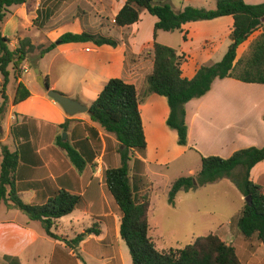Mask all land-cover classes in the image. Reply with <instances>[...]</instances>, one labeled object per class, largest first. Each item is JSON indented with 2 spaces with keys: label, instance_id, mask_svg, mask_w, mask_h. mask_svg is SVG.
Returning <instances> with one entry per match:
<instances>
[{
  "label": "trees",
  "instance_id": "16d2710c",
  "mask_svg": "<svg viewBox=\"0 0 264 264\" xmlns=\"http://www.w3.org/2000/svg\"><path fill=\"white\" fill-rule=\"evenodd\" d=\"M29 0H0V24L10 14V9L20 7ZM170 0H126L121 10L115 15L113 25L121 29L137 24L140 15L146 11L155 17L153 28L152 72L144 81V97L140 98L135 86L121 79H110L104 85L96 100L89 107L90 120L99 128L115 138L118 143L116 153L119 165L108 168L104 173L106 188L119 212V238L129 252L132 264H239L233 246L218 236L207 235L197 238L193 244L183 249L159 251L149 234L148 213L150 199L148 193L137 197L139 189H148L149 183L144 174L130 177V164L144 168V163L137 156L144 158L146 140L143 131L139 106L151 95L163 97L167 101L169 114L166 126L177 135V145L188 144L185 106L192 100L204 97L215 80L234 79L245 84L264 85V3L246 4L244 0H216V7L207 10L197 7H184L174 11ZM221 17L233 18V29L229 35L231 44L220 62L210 66L200 64V55L178 53L175 49L159 44L156 41L159 31L174 33L181 31L188 23L212 21ZM259 32L258 37L250 44L247 57L239 58V50L246 42ZM60 44L92 43L96 46L116 48L120 41L102 34L82 32L65 33L58 40ZM10 40L0 32V74L3 77V89L10 72L8 66L21 78L22 64L27 60L29 50L33 48L28 41H21L18 47L11 49ZM51 43L39 53V59L55 49ZM206 47H203L204 51ZM195 64L198 68L192 77L184 75L183 66ZM31 68H36L31 63ZM48 84L47 79H45ZM30 96L22 83H18L12 100L17 105ZM0 123L3 117L6 95L2 96ZM69 121L60 126L67 131ZM87 135L77 144L62 142L61 136L56 139L57 146L64 151L71 165L82 173L88 164L93 163V147L100 143L95 128L86 127ZM14 134V133H13ZM2 163L0 167V205L23 213L29 221L39 222L47 237L59 241L78 258L79 248L88 237H99L101 229L93 224L72 239L60 236L55 232L57 222L71 215L81 203L79 195L65 190L56 191L42 205L24 203L19 197L15 184V171L19 164V153L11 152L1 145ZM264 163V147H250L234 152L229 158L217 156L201 157V165L195 176L180 177L174 181L168 192V203L174 205L179 192L194 191L222 179H229L244 198H250L251 204L243 206L236 221L239 234L246 240L256 237L264 248V192L250 180L251 170ZM144 171V169H143ZM133 181V183H132ZM9 264H18L12 258H5ZM15 262V263H13Z\"/></svg>",
  "mask_w": 264,
  "mask_h": 264
},
{
  "label": "crops",
  "instance_id": "0c3cea01",
  "mask_svg": "<svg viewBox=\"0 0 264 264\" xmlns=\"http://www.w3.org/2000/svg\"><path fill=\"white\" fill-rule=\"evenodd\" d=\"M125 1H29L32 3L30 12L35 13V20L40 18V27L45 30L48 26L49 31L45 33V39L50 43L57 42L58 38L65 33L80 34L88 30L120 41L116 48L107 45L96 46L92 43L56 45L55 49L41 58L43 61L46 57H51L48 68L45 71L39 68L40 74L48 81L49 90L63 94L88 109L110 79H121L131 83L138 93L139 84H144L146 76L152 72L153 28L157 19L143 11L137 24L115 32L112 24L115 15L121 10ZM244 1L249 5L259 4L255 0ZM29 2L15 8L23 9L28 6ZM80 9L84 11L82 17L76 15ZM87 10L96 14L97 26H94V22V25L82 23V20L86 19ZM112 12L114 15L109 20L108 15ZM143 20H146L149 25V31L145 34L147 36L144 40L141 39L144 35L141 28ZM107 21L111 22L109 24L111 28ZM49 23L52 25L49 26ZM232 29V17L188 23L182 27L181 31H177L180 35V42L175 50L179 54H199L202 65L203 58L215 51L217 43L230 39ZM124 32L128 34L126 41L122 37ZM159 32L157 42L161 35ZM2 35L5 36L3 33ZM229 46L228 42L222 56L225 55ZM203 47H206V50L202 51ZM55 66L58 67L57 72H54ZM197 68L195 64L184 65V75L192 77ZM18 83L24 85L30 96L25 101L13 105L15 90L11 96L9 95L10 107L4 119L5 122L2 121L5 126L0 144L6 146L11 152L19 153L20 160L14 174L19 197L27 204L42 205L56 191L65 190L81 197L80 206L83 203L88 204L89 207L90 204H95L100 199V187L92 185L93 179H87L85 171L87 167L79 173L71 165L64 151L57 146L56 139L60 136V126L66 121H69L66 134L68 138L71 137L72 145L86 137V127L97 129L98 125L90 120L89 114L66 115L58 104L47 97V92L40 88L33 71L31 74H24ZM139 110L146 150L144 158L139 156L137 158L144 163L143 169L147 171V165L157 162L149 155V149L150 144H153V149L156 145H160L156 143V140L158 142L160 140L155 127L158 121L162 125V130L176 139V142L177 135L174 131L165 128L169 114L165 98L151 95L142 101ZM185 111L188 146L182 149L189 147V150L198 153L200 165L201 157L217 156L227 159L234 152L242 149L264 147V85L245 84L234 79H217L204 97L187 103ZM155 150L157 152V149ZM1 163L0 149V167ZM250 180L260 186L264 192V163L257 164L251 170ZM242 199L243 196L240 195V202ZM77 208L80 211V208ZM79 213V217L69 215V222H67L71 224L73 222L75 229L79 228L81 225L79 222L88 212L81 210ZM15 217L19 218V216ZM33 223L41 226L39 222L29 220H23L21 224L6 220L0 222L1 262L9 264L5 260L8 257L18 261V264H33L35 260L42 258L45 264H63L60 254L65 250L69 251L72 258H76L63 243L47 237L44 230L42 229L43 233H41ZM103 224L106 226L104 221ZM35 227L38 229L36 232ZM65 232L61 228L57 234L63 236ZM218 237L230 244L221 235ZM260 246L263 247L261 244ZM42 248H45V251ZM262 253H264V248L250 246L248 264H264V261L259 259Z\"/></svg>",
  "mask_w": 264,
  "mask_h": 264
},
{
  "label": "rangeland",
  "instance_id": "374dc122",
  "mask_svg": "<svg viewBox=\"0 0 264 264\" xmlns=\"http://www.w3.org/2000/svg\"><path fill=\"white\" fill-rule=\"evenodd\" d=\"M255 1L259 4L264 3V0ZM169 4L174 11H179L185 6L213 10L216 7V0H170ZM31 5L32 3L29 2L28 6L23 9H17L15 7L10 9V14L0 24V32L10 40L9 47L11 49L17 48L21 41H28L29 45L33 48L32 50L27 48L29 51L27 60L22 64V70L19 71L22 72L21 78L25 74L23 68L28 69V74H31L34 69L39 70V68L41 71H45L50 65L51 58L46 57L43 61L38 58L41 50L51 43L45 39V33L49 31L47 30L48 26L45 27V30L40 27V18L35 20V13L33 11L30 12ZM83 12V9H80V12L76 15L82 17ZM113 15V12L108 15L109 20L112 19ZM147 16L149 15L147 14ZM82 23L97 26L98 20L96 14L87 10L86 19L82 20ZM14 24H16L17 27L14 26ZM107 24L109 28H111L109 25L111 22L107 21ZM51 25L52 24L49 23V26ZM141 28L144 34L141 39L144 40L147 36L145 34L149 31V25L146 20H143ZM113 29L115 32L120 30L116 27H113ZM88 32L97 34L93 30H88ZM159 33H161V35L158 43L177 49L179 45L178 43L180 42V35L178 32ZM258 35L259 32L252 35L248 40V43H246L241 49L239 58H245L249 55L250 44L258 37ZM127 36L128 34L124 32L122 37L125 41ZM228 42L230 45V39L222 40L217 43L215 51L211 55L203 58L204 66H210L220 62L223 58L222 53L226 49V44ZM88 47H90V45H88ZM31 63L34 64L36 68L32 69L30 66ZM57 68V66L54 67V72H57ZM7 70L10 72V75L4 89V80L0 74V107L3 106V94L7 97V102L3 107V117L0 123V138L3 137V129L5 126L2 124V121L9 112V95H12L18 83V80H16L17 73H15L18 71H13L11 66H8ZM144 88V84L140 83L138 86V94L140 98L144 97ZM155 127L157 130V137L159 136L158 138L160 139L159 142L156 140V143H160V145H156V148L153 149V144H150L149 155L156 159L157 162H151L152 164L147 165V171H143L142 167H135L133 166V163H131L130 177L133 180L134 177L145 173L144 175L149 183L150 187L148 189L143 190L141 188L136 194L138 198L144 196L145 192L150 196V210L148 213L149 234L154 240L157 250L166 251L169 249H183L184 247L193 244V242L199 237L221 235V237L227 240V242L230 243L229 245L233 246L236 250L240 262L239 264H248L250 246L262 249L263 247L260 246V242L256 237H252L249 240L244 239L239 234L236 227V221L246 203L244 197L240 202L241 194L237 188L229 179H222L194 191L179 192L175 198L174 205H170L168 203V192L171 185L180 177L195 176L200 169V156L195 151L189 150V147L185 150L182 149L184 147H179L176 143V139L162 130V125L159 121ZM166 127L167 126H165V128ZM96 131L100 143L96 145L97 148L93 147L92 152L95 154V157L93 163L86 166L87 168L85 171L87 179H93L92 185L100 187V199H98L95 204H90V207L85 203L78 206L80 211L88 212L82 221L79 222L81 225L77 228L78 230L75 229L72 221H70L72 224L67 223L69 222V216H66L63 217L61 221L59 220L57 222L59 227H56L55 232L59 234V230L62 228L66 231L63 236L67 237V239H72L77 234L82 233L84 230L95 224L99 225L101 235L99 237L91 236L85 239L83 244H81L82 246L79 248L80 259L77 257L72 258L69 251L65 250L60 254L61 261L63 264H132L128 249L118 236L120 219L119 212L106 188L104 180L105 171L108 168L118 166L119 156L116 153L118 144L113 136L107 135L98 126ZM63 134H66V132L61 130V139ZM66 141L71 142V137H67ZM155 149H157V152ZM180 149L182 151H180ZM21 200L23 202L25 201L23 199ZM80 211L77 208L75 213L71 216L79 217L78 215H80ZM105 215L108 216L105 217ZM15 216H19V218H16ZM5 220L8 222L16 221L18 224H21L23 223V220L27 221L28 218L20 211L9 209L6 205L1 204L0 222ZM103 221L106 226H104ZM33 224H36L35 226L39 228L41 233H43L42 227L38 225V223ZM36 227L34 229L35 232L38 230ZM0 250H2V247ZM42 250L45 251V248H42ZM263 257L264 253L259 256V259L264 261ZM0 264L7 263L0 261ZM33 264H45V260L41 258L35 260Z\"/></svg>",
  "mask_w": 264,
  "mask_h": 264
},
{
  "label": "water",
  "instance_id": "95a60500",
  "mask_svg": "<svg viewBox=\"0 0 264 264\" xmlns=\"http://www.w3.org/2000/svg\"><path fill=\"white\" fill-rule=\"evenodd\" d=\"M55 44L59 45L60 43L57 41ZM33 74L35 75L36 82L40 86V88H42L44 91L47 92V97L53 100L56 104H58L62 108V110L65 112L66 115L74 116L77 114H90L89 109L83 106L82 104L56 91L49 90V86L46 83L45 78L43 77L42 74H40L38 69H34ZM0 131H1V128H0ZM66 137H67V134H63L62 142L66 141ZM244 201L247 203V205L251 204L250 198H244Z\"/></svg>",
  "mask_w": 264,
  "mask_h": 264
},
{
  "label": "built area",
  "instance_id": "2783aa9c",
  "mask_svg": "<svg viewBox=\"0 0 264 264\" xmlns=\"http://www.w3.org/2000/svg\"><path fill=\"white\" fill-rule=\"evenodd\" d=\"M114 22V21H113ZM24 69V73H28V69L27 68H23Z\"/></svg>",
  "mask_w": 264,
  "mask_h": 264
}]
</instances>
